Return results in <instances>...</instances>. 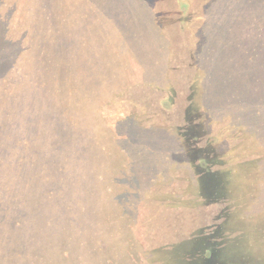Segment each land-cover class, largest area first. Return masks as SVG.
Instances as JSON below:
<instances>
[{
    "label": "trees",
    "instance_id": "trees-1",
    "mask_svg": "<svg viewBox=\"0 0 264 264\" xmlns=\"http://www.w3.org/2000/svg\"><path fill=\"white\" fill-rule=\"evenodd\" d=\"M126 1V5L131 2L110 3L117 7V3L124 6ZM169 1L176 41L168 39V34L164 36L166 42L161 50L165 53L161 59L165 61L162 69H173L174 77L169 72L151 75L144 69L140 46H129L134 60L106 53L117 62L105 82L102 75L96 79L88 71L87 76L82 73L86 66L83 61L79 67L81 41L69 37L65 30L61 32V26L51 25L49 9L53 4L61 9L59 4L52 0H23L19 5L20 0H0V61L4 59L0 67V264H87L81 250L90 254L107 250L113 239L100 236L95 193L100 198L104 192L97 188L103 185L97 184L98 170H108L114 158L120 153L127 155L131 147H136V161H146L142 155L145 152H162L163 158L158 160L162 172L151 176L150 184L157 179L162 185L176 180L185 183L181 189L183 198L175 202L206 221L192 220L195 226L201 224L199 233L204 240L201 247L194 249L201 264H264V252L258 249V243L264 242V214L255 213L259 215L256 217L247 212L256 206L255 185L261 175H254L250 182L245 179L248 166L264 163V0H257L258 23L241 25L229 17L224 24L218 23L219 18L216 23L212 17L218 14L213 11L211 16L213 6L205 16L193 9L182 31L176 19V2ZM1 7L6 8L1 11ZM248 7H254V0L246 1L245 8ZM60 9L55 13L59 14ZM17 14L25 16L24 21L9 25L5 17ZM43 17L50 23L38 21ZM73 19L79 20L78 15ZM200 21L202 27L212 30L196 31ZM256 25V45L262 55L255 64L247 66L242 62L239 66L237 53L232 56L222 50L223 55H214L221 49L210 43L217 44L220 35L223 39L232 36L227 42L241 44V49L245 45L242 38L247 36L243 28ZM45 29L52 41L46 38ZM224 30L228 35L224 36ZM35 48H41L40 56H33ZM59 54L62 58L55 62L53 56ZM224 56L230 59V65ZM131 61L141 70H134L140 80L123 74L133 66ZM54 62L56 68L51 70ZM98 62L101 66L102 60ZM90 80L99 87L87 94L85 85ZM99 88L101 101L113 99L119 104L92 105L91 110L85 109L88 115L80 114L84 110L82 101H94ZM154 97L159 101H152ZM19 100L72 104L63 106L58 115L51 108L21 104ZM150 105L158 114L151 116L152 120L139 118L141 113H150ZM146 121L148 126H143ZM239 122L241 127L234 125ZM124 129L127 132L119 134ZM236 137L239 146L232 142ZM91 155L94 161L87 165ZM196 177L202 185H197ZM108 190L110 195L112 188ZM170 200L157 203L165 207L166 202L170 207ZM207 205L209 208L204 207ZM110 217L109 214L107 218ZM104 227L113 232V226ZM71 239H75V251H71ZM186 241L171 245V260L180 256ZM103 255L99 262L92 256L88 264H115V258Z\"/></svg>",
    "mask_w": 264,
    "mask_h": 264
},
{
    "label": "rangeland",
    "instance_id": "rangeland-1",
    "mask_svg": "<svg viewBox=\"0 0 264 264\" xmlns=\"http://www.w3.org/2000/svg\"><path fill=\"white\" fill-rule=\"evenodd\" d=\"M46 1L47 0H43L42 3H45ZM140 1L143 4H141ZM173 1L176 2V19L178 18V28L181 29L180 31H182L186 26L188 16L193 9L197 10L198 14L205 16V14L209 13L208 10L213 6L211 16H213V11L218 15H214L215 17H212V20L217 23L219 18V24H221V21L224 24V21H227L228 17L232 22L234 21L235 23H239L241 25H246L248 22L255 24L261 21L258 16L260 12L257 0H254V7L248 8H245L246 1L248 0H240L237 3H234V0H199V2L198 0ZM22 2L23 0H20L19 5H21ZM28 2L29 1H26V3ZM52 2L59 4L61 9L54 4L53 7L49 9L47 16H49L52 20L51 25L61 26V32L64 33L65 30L69 37L81 41L80 48L82 47V52L78 56V60L80 68H82L81 65L84 61L86 69L82 71V73L86 76V71L92 73L93 76L96 75V79H100L97 75H102V79L106 82L108 73L109 71H112L117 59L121 58V60H123L127 57L134 60L135 56L132 54L129 46H131V48L140 46L141 56L144 59L145 70L151 72V75H156L159 72H169L168 75L172 76V78L174 77L173 69L168 66H166L165 69H162L165 61L161 59L165 53L161 50L165 46L162 43L166 42V38L164 36L168 34V39L172 37L173 40L176 41V39H174L175 25L173 24V10L169 0H131V2L127 5V1L125 2V7L123 5L121 6L120 3H117L118 5L116 7L114 4L110 3V0H52ZM65 6L67 7V10H62V7ZM5 8L6 7H1V11ZM59 9L61 12L59 14L55 13V11L59 12ZM233 10H236V12L231 14L230 11ZM11 14H13V10H11L10 15ZM55 14H57L56 17H54ZM76 15H78L79 20L73 19ZM5 19L9 25H12V23H17L20 20L23 22L25 16L21 18L19 17V14H17L16 17L9 16V18L5 17ZM38 21L42 24L50 23H47V21L44 20V17ZM230 24L233 25V23ZM205 25L207 26L209 24L205 23ZM200 26L202 27L201 21L198 24L196 31L203 30L205 32H210L212 30L205 27L200 29ZM258 26H251V28L245 27L243 29L244 33H247V36L243 37L244 33L240 35L241 38L243 37L242 40L245 45L247 44L251 46V42L254 41V46L252 45V47H250L244 45L241 49H239L241 44L236 43L235 45H232L227 42L229 41L228 37L231 40L233 39L232 36H228L223 39L220 35V40L217 44H213L212 42L210 43V46L221 49L214 55H223V52L224 54L229 52V55L237 53L236 56L239 61V66H242V62H247V66L255 64L258 60L257 58L262 55L256 45ZM8 34L11 35L10 33ZM223 34L224 36L228 35V31L224 30ZM45 36L48 38V41L53 40L50 35H47L46 29ZM206 37H208V35H206ZM209 37H211V35ZM248 39H250V41ZM235 40L238 42L239 38L235 36ZM120 47H126L128 48V51L124 49H121V51ZM228 47L230 48L229 50ZM108 52L112 54L118 53L120 56L113 61L114 57L106 54ZM220 52H222V54ZM201 54L206 58V51H203ZM40 55L41 48H35L33 56L37 57ZM61 55L62 54L53 56L55 62L62 58ZM233 55L234 54H232V56ZM102 56H104L103 59ZM223 59L227 61V64L229 63V58L224 56ZM231 59L234 60V57ZM247 59L250 60L247 61ZM100 60H102L101 66L98 62ZM3 62L4 59L0 61V67ZM55 62L51 65V70L56 68V66L54 67L56 64ZM130 63L132 64L133 62L131 61ZM250 67L253 68L251 70H255L254 66ZM237 68L239 67L237 66ZM242 68L245 69L244 66ZM134 70L136 72L141 71L135 63H133V66H128L127 70L125 69L123 74L135 80H140V75L136 76ZM1 74L2 73H0V75ZM35 78L36 77L32 79L34 85ZM27 81L28 79L25 81L24 85ZM94 87H99L98 83L95 84L94 80L86 84V93L89 94ZM9 90L11 89H8V91ZM100 93H102L101 88H99L94 101H82L84 110H81L80 114L88 115L85 112V109L89 108L91 110L92 105L95 107L96 104H119L120 101H112L113 99L111 101H101L99 99ZM103 97L105 96L103 95ZM19 101L21 104H36V106L42 105L45 108H51L57 111L56 114L58 115L60 114L59 111L63 108V106L69 103L72 104V101ZM152 101L156 102L159 100L154 97ZM166 105L168 107L167 109L170 110L171 108L169 107V104ZM24 109L26 110V107ZM149 110L150 113H141L139 118L152 120L151 116L158 114L157 109L152 108L151 105L148 107L147 111ZM219 114L223 115V113ZM95 115L103 118L99 112H95ZM148 123L149 122L146 121L142 124L143 126H148ZM234 125L241 127V122L234 123ZM124 132H127L126 129L121 130L119 134ZM239 141V137H236V140L232 142L233 144H236V146H239ZM101 144L105 145L106 143ZM109 145L110 144L107 143V146ZM133 151H136V147H131L128 150L127 155L120 153L119 157L116 156L111 167H107L108 170H103V172L98 170L100 173V181L97 184L100 185L103 183V185L97 188L98 190L100 189L101 192H104V195L102 194L100 198L95 193L97 199V204L95 203V206L98 212L100 236L105 235L111 237L113 241H111V245L107 248V250L103 252H96V254L99 253L98 255L90 254L81 250L80 253L82 255V259H88V264L90 260L93 259L92 256H95L94 259L96 262H99L100 259L105 257L103 255V253H105L107 256L115 258V264H166L167 262L165 261H170L173 264H201L202 262L199 255L196 256V253H194V249L201 247V240H204L201 238L202 234L199 233L201 224L199 226H195L193 225L192 220L197 218V223L198 219L201 222L206 221H204L201 217H198V215H193L195 214L192 212L193 210L182 209L179 205L180 202H175L178 201V199L181 200L183 198V193H181L183 190L181 189L184 187L185 183L180 180H176L175 182L171 181L169 185H162V182L157 181V179L154 180V184H150V179H152L151 176L155 177L162 172V169L158 164V160L163 158L162 152L158 153L157 150H154L152 153L149 151L145 152L142 155L147 160L136 161V156ZM127 159L129 162H127ZM93 161V155H91L86 163L88 165V163ZM150 163L152 164L148 165ZM85 172L89 173L90 169L85 170ZM254 175H257V177L261 175L260 179L256 181L257 185H255L258 197L256 198V206L254 210L247 212L254 213V215L255 213L263 215L264 163H258L254 168H252V166H248L245 179L250 182L254 179ZM199 180L200 179L198 177L194 178L197 185L199 182V185H202L201 180ZM111 188V194L108 195V189ZM163 194H165L164 198ZM149 198L154 200L151 202L149 201ZM166 198L167 200L171 199L170 207L166 204V202H164L165 207L160 206L157 203L159 202L160 204H163L161 201H164ZM246 198L248 199V197ZM204 207L209 208L208 205ZM109 214L111 217L107 218ZM259 215L255 216L258 217ZM104 225L113 226V232H108ZM232 233H237V231ZM232 233H230V237H233L234 234ZM204 234L206 235V232H204ZM182 239H186L188 241L185 242L186 244L184 245L180 256L175 260H171L169 258L170 254L168 253V250H171L170 247H173L171 245L177 244V242ZM73 240L75 239H71V251H75ZM258 244L260 245L258 249L264 252V242ZM76 246L77 245H75V247ZM179 251H181V249ZM209 262L212 264L211 261Z\"/></svg>",
    "mask_w": 264,
    "mask_h": 264
}]
</instances>
